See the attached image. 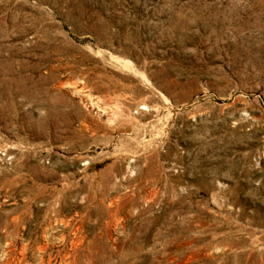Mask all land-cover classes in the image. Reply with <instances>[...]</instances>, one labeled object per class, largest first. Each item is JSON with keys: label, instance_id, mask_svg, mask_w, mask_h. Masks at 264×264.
Listing matches in <instances>:
<instances>
[{"label": "rangeland", "instance_id": "obj_1", "mask_svg": "<svg viewBox=\"0 0 264 264\" xmlns=\"http://www.w3.org/2000/svg\"><path fill=\"white\" fill-rule=\"evenodd\" d=\"M0 264H264V0H0Z\"/></svg>", "mask_w": 264, "mask_h": 264}]
</instances>
